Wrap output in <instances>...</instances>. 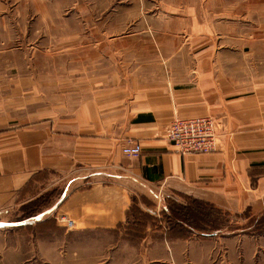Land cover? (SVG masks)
Returning <instances> with one entry per match:
<instances>
[{
    "label": "crops",
    "instance_id": "1",
    "mask_svg": "<svg viewBox=\"0 0 264 264\" xmlns=\"http://www.w3.org/2000/svg\"><path fill=\"white\" fill-rule=\"evenodd\" d=\"M255 39L264 44V36ZM258 53L254 63L250 48L208 46L192 51L190 65H167L155 80L55 91L36 78L11 84L0 68V210L15 203L32 174L57 171L54 184L61 180L64 190L57 210L76 222L74 230L130 226L142 234L144 264L157 254L159 264H264V228L252 223L264 211V48ZM9 87L17 112L32 105L26 118L9 114ZM45 96L56 100L42 104ZM202 114L218 121L217 150L177 151L164 134L168 122ZM129 141L140 144L139 155L122 152ZM169 199L202 201L228 223L214 235L204 227L183 235L150 220L131 223L133 202L159 217Z\"/></svg>",
    "mask_w": 264,
    "mask_h": 264
},
{
    "label": "rangeland",
    "instance_id": "2",
    "mask_svg": "<svg viewBox=\"0 0 264 264\" xmlns=\"http://www.w3.org/2000/svg\"><path fill=\"white\" fill-rule=\"evenodd\" d=\"M258 36H264V0H0L1 70L7 69L11 84L36 78L53 91L128 77L155 80L167 65H190L192 51L208 46L250 48L254 57L248 60L255 63L264 48ZM13 91L9 87V114L26 118L32 105L24 103L23 113L17 112ZM31 91L24 90L25 99ZM45 97V105L56 100ZM59 176L57 171L32 174L15 203L0 210V264H144L143 246H137L142 234L131 233L130 226L64 227V214L57 210L63 183L54 184ZM162 204L151 224L169 223ZM204 207L209 216L193 218L192 225L206 232L227 225L225 215ZM257 216L264 219V211ZM155 259L145 264H159L158 254Z\"/></svg>",
    "mask_w": 264,
    "mask_h": 264
},
{
    "label": "built area",
    "instance_id": "3",
    "mask_svg": "<svg viewBox=\"0 0 264 264\" xmlns=\"http://www.w3.org/2000/svg\"><path fill=\"white\" fill-rule=\"evenodd\" d=\"M164 134L181 153L213 152L218 148L220 137L218 121L209 114L175 116L168 122ZM122 152L137 156L141 152V146L138 142L129 141L122 147ZM61 221L68 230L76 226V222L65 215L61 217Z\"/></svg>",
    "mask_w": 264,
    "mask_h": 264
},
{
    "label": "trees",
    "instance_id": "4",
    "mask_svg": "<svg viewBox=\"0 0 264 264\" xmlns=\"http://www.w3.org/2000/svg\"><path fill=\"white\" fill-rule=\"evenodd\" d=\"M254 185V182L252 183ZM35 201V200H34ZM30 201L29 203H31ZM209 206L202 201H198L196 199H185V202H177L176 200L169 199L165 202L163 201L161 212L165 218H167V223L165 226L167 228L175 227L176 231L183 235L190 234L193 229H199L198 224L192 225L191 220L195 217L209 216L207 212V208L204 207ZM131 223H142L144 224L147 220L153 221V215L142 212L138 205L134 202L131 204ZM130 216V215H129ZM259 217H255L253 219V224H256L260 228L263 226L264 228V219L258 220ZM129 221V219H127ZM22 221H19L18 225H23ZM203 230V229H199ZM210 232V233H208ZM203 232V234L214 235L217 230Z\"/></svg>",
    "mask_w": 264,
    "mask_h": 264
}]
</instances>
